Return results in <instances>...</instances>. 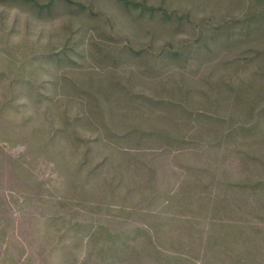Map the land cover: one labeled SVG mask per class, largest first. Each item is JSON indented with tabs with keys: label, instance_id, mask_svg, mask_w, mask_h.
Listing matches in <instances>:
<instances>
[{
	"label": "rangeland",
	"instance_id": "1",
	"mask_svg": "<svg viewBox=\"0 0 264 264\" xmlns=\"http://www.w3.org/2000/svg\"><path fill=\"white\" fill-rule=\"evenodd\" d=\"M263 24L264 0H0V264L21 256L37 264H57L63 258L78 264L100 241L97 234L91 236L89 224L97 220L105 226L110 216L154 228L155 222L145 215L155 207L139 206L140 194L128 201L116 199L129 188L126 181L111 201L115 208L89 204L94 201L85 196L89 183L79 190L69 181L76 180L69 177L70 164L81 158L77 151L74 159L70 151L77 146L82 150L85 141L92 145L91 139L101 148L99 143L106 141H96L95 134L112 131L110 127L177 129L176 106L159 101L193 87L199 93L192 98L199 102L200 93L210 88L207 81L246 79L258 61L248 62L237 77L231 64L220 63L242 50L264 52ZM261 74L256 82L264 85V67ZM2 102L8 104L2 107ZM95 102L105 110L104 121L90 113ZM56 127L67 137L46 147L28 136L39 130L47 137ZM187 127L180 124L181 130ZM97 154L79 175L84 184ZM111 155L105 169L124 165L125 158ZM17 159L19 170L7 163ZM131 159L142 175L155 167L169 187L189 175L179 167L187 163L184 157ZM163 198L171 200L169 194ZM177 205L165 209L164 215L181 211L192 221L186 229L166 227L161 244L172 246L174 241L168 239L174 232L189 242L186 250L193 261L203 256L204 264H264L263 210L228 208L221 222L201 207ZM136 206L138 210H132ZM95 257L85 264H100Z\"/></svg>",
	"mask_w": 264,
	"mask_h": 264
},
{
	"label": "trees",
	"instance_id": "2",
	"mask_svg": "<svg viewBox=\"0 0 264 264\" xmlns=\"http://www.w3.org/2000/svg\"><path fill=\"white\" fill-rule=\"evenodd\" d=\"M262 29L264 30V24ZM253 59L258 61L256 71L253 70L246 79L242 77L240 81L234 82V78L229 77L221 80L220 83L207 81L210 88L200 93L199 102L192 98L199 93V90L193 87H187L186 90L179 89V93L172 98L159 101V103H168L169 107L176 106L177 114L174 119L179 123L177 129L144 131L110 127L112 131L97 130L95 134L96 141H106L105 144L99 143L101 148L95 147L93 144L96 142L91 139L92 145L85 141L82 150H78L77 146L70 151L74 159L78 153L81 158L70 164L69 177L74 175L76 180L69 179V181H72L73 188L79 190L89 183L87 186L90 187V192L85 196L94 199L89 201V204H101L106 208L105 210L115 208V204L111 201H114L116 195L124 190L122 182L126 181L129 188L124 190L122 198L117 196L116 199L128 201L130 197L140 194L139 206L155 207L150 209L151 212L148 211L149 209L140 210L149 212L145 216L155 222L154 228L150 224L147 226L125 221L117 222L111 216L106 218V221L110 222L106 223L108 226L97 224L99 222L97 220L90 223L91 236L97 234L100 238L87 257H91L90 261L95 253V259H99L100 264H204L203 256L199 261L192 260L186 250L189 242L184 236L174 232L169 234L168 240L174 241L172 246L159 242L167 233L166 227L176 230L186 229L192 221L181 211L178 215L174 211L175 215L167 217L164 215L165 209L171 208L173 204H178L177 206L180 204V209L197 206L212 214V220L221 222L227 218L223 215L226 210H230L228 208L240 209L242 205L245 210L247 209L246 211H264V95H259L264 93V85L256 82V79L263 78L261 72L264 67V52L250 54L242 50L235 58L220 64H231V68H235V77H237L239 71L246 69L247 63ZM193 81L195 80H191L190 83ZM257 86L260 87L256 88ZM189 102L197 103V106H188ZM98 103L95 102L90 113L96 112L104 121L105 110H101ZM2 104L3 107L8 103L2 102ZM108 113L110 114L109 111ZM198 122L202 124L198 126ZM181 123L188 127L181 130ZM204 133L207 136H204ZM28 136L32 141L42 140L43 146L46 147L57 138L61 139L62 136L66 138L67 134L65 130L56 127L47 137L40 135L39 130H34ZM75 136H77L76 132ZM77 138L68 136V140L75 141ZM118 140H126L127 144L120 146ZM162 141L166 144L158 145ZM142 143L146 146H141ZM97 151L100 154H97V161L86 171L84 176L86 184H84L79 175ZM112 153L125 158L126 160L122 162L124 165L118 168L112 167V170L105 169V164L109 159L111 160ZM166 154L184 157L187 160V163L179 167L181 171L189 173L188 177L184 181V176H181V180L173 187L168 186L169 180L165 179L164 174L157 176L158 170L155 167L148 168L147 173L142 175L137 164L128 161L134 156L156 158ZM19 162V159L7 161L18 170ZM98 175H103V179L99 180ZM76 181L79 183L75 184ZM194 191L197 192L194 194ZM190 192L194 195H188ZM167 194L171 200L163 198ZM132 210H138V206ZM227 221L235 222L233 218H228ZM131 225L136 228L133 229ZM93 226L96 228H92ZM126 226L131 227L123 231ZM1 235L4 237V228L0 225ZM207 247H204L205 254ZM87 258H82L78 264H85ZM11 259L13 260L11 264H37L31 258L25 260L22 256ZM5 261V258L2 259L3 263ZM57 264L68 263L63 258Z\"/></svg>",
	"mask_w": 264,
	"mask_h": 264
}]
</instances>
